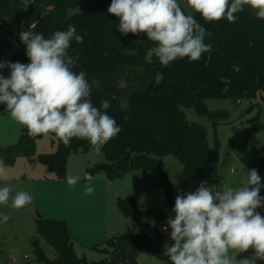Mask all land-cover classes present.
<instances>
[{
	"label": "trees",
	"instance_id": "1",
	"mask_svg": "<svg viewBox=\"0 0 264 264\" xmlns=\"http://www.w3.org/2000/svg\"><path fill=\"white\" fill-rule=\"evenodd\" d=\"M112 0H0V59L12 49V39L21 43L19 33L31 30L45 39L69 25L76 27L83 43L72 41L67 50L74 59L72 71L86 73L91 85L90 99L100 107L103 100L111 102L108 114L116 120L121 131L100 148L107 164L89 170L91 177L101 173L112 182L122 180L131 172L143 176L159 175L158 185L165 196L166 211L174 207L172 183L165 174L163 158L174 156L187 170L198 177L216 174L219 170L221 144L218 128L227 122V111L212 112L206 101L228 100L234 105L258 100L264 106V20L258 19L250 6L227 19L208 22L199 13L195 19L210 36L211 52L203 53L198 61L178 58L163 66L151 52L155 46L145 34L123 35L119 18L108 13ZM231 2V0H230ZM183 11L189 13L185 8ZM18 51L12 62H30L25 52ZM258 94H260L258 96ZM124 105V107H122ZM184 109L211 122L213 146L207 129L187 119ZM52 146L56 152L37 154L39 162L58 180L66 179L68 159L72 155L87 154L92 146L87 139L72 138L65 145L54 133ZM46 135L32 137L26 127L17 144L0 146V160L13 166L18 158L36 155V143ZM252 167L264 176V146ZM100 176V175H99ZM264 196V190L260 192ZM117 206L123 216L137 228L136 233L120 234L102 249L98 262L79 258L70 240L65 221L37 220L38 234L52 246L56 259H49L38 240L32 241L39 264H137L140 254L163 252L164 245L173 241L164 232L146 223L152 212L140 210L135 198L119 199ZM264 216V207L258 208Z\"/></svg>",
	"mask_w": 264,
	"mask_h": 264
},
{
	"label": "clouds",
	"instance_id": "2",
	"mask_svg": "<svg viewBox=\"0 0 264 264\" xmlns=\"http://www.w3.org/2000/svg\"><path fill=\"white\" fill-rule=\"evenodd\" d=\"M187 5L208 22L226 18L234 23L246 5L264 20V0H187ZM107 11L119 18L118 30L123 35L145 34L154 42L151 52L163 66L178 58L198 61L212 50V44L205 43L211 33L191 12L183 11L177 0H112ZM19 38L30 62H0V70H9L7 77L0 71V104L27 128L29 136L54 133L65 145L74 137L87 139L99 152L121 128L107 112L111 102L103 100L99 108L94 106L86 73L72 71L75 61L67 50L73 40L83 43L84 37L69 25L48 39L31 30L21 31ZM85 178L92 177L86 174ZM0 179H9L3 167ZM80 179L66 178L69 186ZM261 188L264 184L253 168L247 171L246 183L238 188L216 190L203 181L194 192L177 195L171 210L174 217L169 216L162 227L165 232L171 229L173 241L164 245V255L171 264H256L264 260V216L257 211L264 207ZM93 191L90 184L85 187L87 194ZM10 197L17 209L32 202L25 191L11 196L9 186L0 188V205H7ZM9 219L3 216L4 222ZM249 249L254 250L253 255L236 259L237 254Z\"/></svg>",
	"mask_w": 264,
	"mask_h": 264
},
{
	"label": "rangeland",
	"instance_id": "3",
	"mask_svg": "<svg viewBox=\"0 0 264 264\" xmlns=\"http://www.w3.org/2000/svg\"><path fill=\"white\" fill-rule=\"evenodd\" d=\"M177 2L188 12L195 13L187 5V0H177ZM11 43L13 49L0 59V62H12L11 58L25 46L22 42L17 43L15 39H12ZM0 71L5 77L9 75L7 68ZM206 104L209 111H227L230 114L229 120L218 128V139L221 144L219 170L216 174L198 177L187 170L174 156L164 157L162 159L165 164L164 171L172 183L175 198L177 195L194 192L203 181H206L208 186H216V190L243 186L246 183L247 171L253 169V163L259 159V150L264 146V106L261 102L243 101L236 106L228 100H209ZM5 108V105L0 104V146L2 147L17 144L23 126L12 119ZM184 112L190 122L207 129L208 141L212 147L211 122L198 116L193 109H184ZM53 139L47 134L36 143L35 156L18 158L13 166H6L0 160V167H3L9 176L7 181L0 179V188L9 186L11 196L19 191H25L32 196V202L19 209L12 207L11 197L7 205H0V264H39L35 260L32 247V241L37 239L42 240L47 257L56 258L55 249L38 234L39 219L65 221L67 225L69 224L77 238L75 246L80 257L92 246L90 244L100 250L109 249L110 240L122 232L128 233L129 228L136 225L123 216L117 204H113L114 213L111 211L112 206L107 205L108 210H106L105 196L113 199L117 194L119 199L123 200L135 198L140 210L152 212L151 219L156 221L159 231L166 224L169 216L174 217L172 211L164 217L160 214L166 211V206L165 196L158 185L157 173L143 176L140 172H131L108 188L104 187V182H100L107 179L103 174L100 177H93V180L98 182L90 184L94 187L92 196L77 193L78 184L69 186L65 179L58 180L38 160L37 154L56 152V147L52 146ZM99 164H107L106 158L93 147L87 154H76L69 160L67 177L78 176L81 178L80 181L88 183L83 168L93 169ZM258 174L261 183L264 184V176L259 171ZM263 190L264 188H261L260 192ZM5 215L10 216L7 222L3 221ZM170 232L169 228L164 234L170 238ZM97 249H94V253H90L89 260L93 262L102 260L104 256ZM161 253L163 254L161 251L159 254H140L137 264H165ZM234 254L230 252V255ZM253 254L254 250L249 249L246 253L237 254L236 259L240 260ZM256 264H264V260H257Z\"/></svg>",
	"mask_w": 264,
	"mask_h": 264
},
{
	"label": "crops",
	"instance_id": "4",
	"mask_svg": "<svg viewBox=\"0 0 264 264\" xmlns=\"http://www.w3.org/2000/svg\"><path fill=\"white\" fill-rule=\"evenodd\" d=\"M96 149V148H95ZM73 156H76V155H72L69 159H68V162H69V160L73 157ZM83 170L86 172V174H89V168H86V167H84L83 168ZM67 175H68V163H67ZM67 175H66V178H67ZM100 176H103V174H101ZM99 176V177H100ZM53 177L51 176L50 177V179H52ZM54 180V179H53ZM86 180H89V182L88 183H84L83 181H78L77 182V189H78V192L77 193H82V195H86V196H88V197H90V196H92V193L91 194H87L86 192H85V187L87 186V185H89V184H91V183H93V182H98V181H95V180H93V177L91 178V179H86ZM67 180L65 179V182H66ZM100 182H104V187H106V188H108V187H111V186H113V185H115L114 183L116 182H112V181H110V180H108V179H105L104 181H100ZM110 190V189H109ZM107 192V191H106ZM108 194V193H107ZM104 196H105V194H104ZM118 200H119V197L117 196V194H115V196H114V198L113 199H109V198H107L106 196H105V204H106V210H108V208H107V205H108V207H110V206H112V208H111V211H112V213H114L115 211H114V209L113 208H115L114 207V205L113 204H117V202H118ZM137 206H138V203H137ZM105 207V206H104ZM139 207V206H138ZM105 209H104V212H105ZM121 212V211H120ZM106 213V212H105ZM68 229H69V235H70V240H71V242L73 243V245H74V249H75V252H76V254H77V256L79 257V258H82V257H85L87 260H88V262H93V261H91V260H89V256H90V253H94V249H97L95 246H93V244H90V245H92V246H90L89 248H87L86 250H85V254H83V256L82 257H80L79 255H78V253H77V250H76V246H75V244H76V242H77V238H76V236H74V234L72 233V231H71V228H70V226H69V224H68ZM123 233H125V232H122V233H120V234H123ZM120 234H118V235H120ZM38 240V242H39V244H40V247L42 248V250L44 251V253L46 254V251H45V248H44V245H43V242H42V240L41 239H37ZM97 250H100V249H97ZM152 253H160V251H156V252H152ZM57 254V253H56ZM162 254V253H161ZM47 256V255H46ZM57 256L58 255H56V258H57ZM162 257H163V254L161 255ZM55 258V259H56ZM103 259V258H102ZM35 260H36V258H35Z\"/></svg>",
	"mask_w": 264,
	"mask_h": 264
},
{
	"label": "water",
	"instance_id": "5",
	"mask_svg": "<svg viewBox=\"0 0 264 264\" xmlns=\"http://www.w3.org/2000/svg\"><path fill=\"white\" fill-rule=\"evenodd\" d=\"M259 95H260V94H258V96H259ZM146 223H147L148 225H150L153 229L156 227V221H154V220H152V219L147 220Z\"/></svg>",
	"mask_w": 264,
	"mask_h": 264
},
{
	"label": "built area",
	"instance_id": "6",
	"mask_svg": "<svg viewBox=\"0 0 264 264\" xmlns=\"http://www.w3.org/2000/svg\"><path fill=\"white\" fill-rule=\"evenodd\" d=\"M136 230H137V228L134 227V226H131V227L129 228V232H130V233H136ZM161 231H162V228H161ZM162 232H165V231H162Z\"/></svg>",
	"mask_w": 264,
	"mask_h": 264
}]
</instances>
